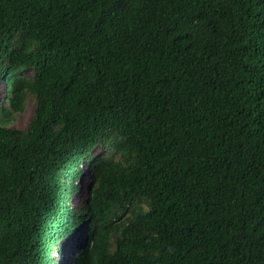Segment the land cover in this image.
<instances>
[{"label":"trees","instance_id":"trees-1","mask_svg":"<svg viewBox=\"0 0 264 264\" xmlns=\"http://www.w3.org/2000/svg\"><path fill=\"white\" fill-rule=\"evenodd\" d=\"M2 80L0 264H264V0H0Z\"/></svg>","mask_w":264,"mask_h":264},{"label":"rangeland","instance_id":"rangeland-1","mask_svg":"<svg viewBox=\"0 0 264 264\" xmlns=\"http://www.w3.org/2000/svg\"><path fill=\"white\" fill-rule=\"evenodd\" d=\"M30 74V73H29ZM6 81L2 80L0 81V105L6 102ZM36 107V100L33 96H29L26 102L25 111L22 114H19L17 117L16 122L13 124L15 128L19 129H26L30 120L32 119L34 115ZM104 151L102 149V146H97L93 149L92 153L93 155H100ZM84 168V177H82L80 180L73 181L70 184V190L65 195L63 194L62 198L60 199L61 202H59V207L61 209L68 208L71 206L79 207V205L83 202V200L86 198L87 192H88V186L90 184L89 179V168L88 164L83 165ZM56 205V206H57ZM64 226V227H63ZM62 229H59L58 232L64 234V237L60 239V244L64 246V254L60 258V264H74L75 263V255L73 252V247H76V249H82L84 245L86 244V233L87 228L82 227L80 230H77L75 232H71L67 235L66 231L68 226L62 225Z\"/></svg>","mask_w":264,"mask_h":264},{"label":"clouds","instance_id":"clouds-1","mask_svg":"<svg viewBox=\"0 0 264 264\" xmlns=\"http://www.w3.org/2000/svg\"><path fill=\"white\" fill-rule=\"evenodd\" d=\"M71 207H74V206H71ZM64 222L65 221H63L62 223H60V226H59V228H61L62 229V225H64ZM65 226H68V228H67V230L69 229V227H70V225H68V223H67V225H65ZM64 227V226H63ZM81 229V227L78 229V230H80ZM59 233V232H58ZM68 235V234H67ZM62 237H61V239L64 237V234H62L61 235ZM86 240H87V238H86ZM87 242V241H86ZM61 245V244H60ZM82 249H84V247L82 248ZM82 249H76V247H73V252H74V255H75V259L74 260H76V257H77V255H78V253L82 250ZM22 252H23V250H22ZM63 254H64V246L63 245H61V253L59 254V257H61V256H63ZM60 259V258H59ZM75 264V263H74Z\"/></svg>","mask_w":264,"mask_h":264}]
</instances>
